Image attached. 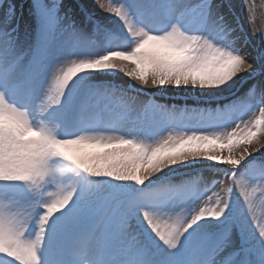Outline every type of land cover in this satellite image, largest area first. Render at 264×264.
Listing matches in <instances>:
<instances>
[{
    "label": "snow or ice",
    "instance_id": "1",
    "mask_svg": "<svg viewBox=\"0 0 264 264\" xmlns=\"http://www.w3.org/2000/svg\"><path fill=\"white\" fill-rule=\"evenodd\" d=\"M62 2L34 0L23 47L0 0V264H264L254 3L238 0L246 31L223 0H94L108 19L83 26Z\"/></svg>",
    "mask_w": 264,
    "mask_h": 264
},
{
    "label": "bare ground",
    "instance_id": "2",
    "mask_svg": "<svg viewBox=\"0 0 264 264\" xmlns=\"http://www.w3.org/2000/svg\"><path fill=\"white\" fill-rule=\"evenodd\" d=\"M32 1V3H34V0H29ZM84 2H87V4L89 5V10L91 12H93L95 14L96 17H100L102 20H104L105 22L107 21V17L105 14L100 13L96 7H95V3L94 0H83ZM220 0H217V3H220ZM227 2H231L233 4V8L234 11L236 12L237 15L242 16L243 20H244V27L245 30L247 31V23L244 19V14L242 11H240L239 7H238V0H227ZM223 2V6L221 7L220 11L223 13H226V15L231 18L232 17V13H230L228 11V3ZM26 3V2H25ZM252 3H254V5L256 6V4H260L261 6H258V10H260V12L262 11V7L264 5V0H253ZM19 4V3H17ZM20 5V4H19ZM26 7V6H25ZM70 7H72L70 5ZM68 5L67 6H62L61 5V13L63 15H65L66 19L65 20H69L70 18L75 17V15H80V12L77 8L73 7L68 9ZM24 10H22L20 7L18 8V10L15 12L14 17L16 18L14 24H15V29L16 31H18L19 35H16L18 37V42L21 46L23 47H27L29 46L34 38H35V32H36V28H37V21L33 23L34 29L32 31H28L27 27L28 25V19H30V17L32 16V12L34 13L33 9H31L32 11H30V9L27 8H23ZM38 14V13H37ZM36 14V17H37ZM75 14V15H74ZM33 18V16L31 17V19ZM14 19V18H13ZM20 19V20H19ZM85 19L83 20L82 24H80L81 26H83ZM66 39H68V37H65ZM121 77L124 80H128V77L124 76L123 74H121ZM247 83H251V81H248ZM153 91H156L155 89H153ZM243 92V91H242ZM164 95L168 96V101H162L163 103H177L180 105H183L184 103H188L189 105H194L195 103H197V98L195 96H189L186 97L184 95L181 94H175V93H171V92H166L164 93ZM243 147H251L248 145H243L241 144L239 146V148H243ZM261 151H264V148L261 149ZM256 156L258 158H261L260 153H256ZM201 166L200 165H191L185 169L181 170V173L184 175H191L193 174V172L197 169H199ZM217 179L220 178V176L216 177ZM177 179H179V177H177ZM234 203V204H233ZM243 202H242V198H236L233 199L232 201V208L230 209V215L233 214V212H235L237 214L238 210L241 208ZM244 213H247L246 209L244 211ZM245 218H247L248 216H244Z\"/></svg>",
    "mask_w": 264,
    "mask_h": 264
},
{
    "label": "rangeland",
    "instance_id": "3",
    "mask_svg": "<svg viewBox=\"0 0 264 264\" xmlns=\"http://www.w3.org/2000/svg\"><path fill=\"white\" fill-rule=\"evenodd\" d=\"M19 1V3L21 4V6L22 5H25L26 3H25V0H18ZM70 3V2H69ZM70 5H71V3H70ZM69 5V6H70ZM70 8H73V6L72 7H69V9ZM81 14V16L80 15H75V17H73V18H70L69 20H75L78 24H82V22H83V17L85 18L86 16L85 15H82V13H80ZM102 20V19H101ZM31 18L30 19H28V27H27V30L29 31H31L32 30V28H31V26H32V23H31ZM104 21V20H103ZM65 22L67 23L68 22V20H65ZM14 35H17L16 33H14ZM133 83L135 84L136 82L135 81H133ZM142 87V86H141ZM248 87V86H247ZM246 89V88H245ZM148 90V92L150 91H153V89L152 88H148L147 89ZM146 90V91H147ZM159 96H161V95H159ZM162 97V96H161ZM157 98V97H156ZM161 99H163L164 101H167L168 100V98H164V97H162V98H160V99H158L157 98V100H161ZM254 146H256V141L254 140L253 141V145H252V147H254ZM221 179V178H220ZM221 180H223V179H221ZM228 181V178H224V180H223V182H227ZM237 198L239 197L238 195L236 196ZM244 209H246V207H245V205L243 204L242 205V208H241V212L244 210ZM243 213H244V211H243ZM244 215L245 216H248V214L247 213H244Z\"/></svg>",
    "mask_w": 264,
    "mask_h": 264
}]
</instances>
